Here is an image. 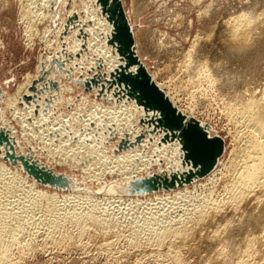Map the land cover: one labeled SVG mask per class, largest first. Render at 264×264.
<instances>
[{"label":"bare ground","instance_id":"obj_1","mask_svg":"<svg viewBox=\"0 0 264 264\" xmlns=\"http://www.w3.org/2000/svg\"><path fill=\"white\" fill-rule=\"evenodd\" d=\"M200 1L202 0H192V3L197 5ZM79 2L83 9L77 8L80 5L76 4V0L33 2L36 8L33 13L37 19L29 26L36 27L38 24V28L36 34L32 33V27L27 33L31 37L43 34L45 36L51 26H56L53 31L56 48H51L44 58L39 57L35 72L27 74L13 94L8 95L0 89V99L12 110L11 115L19 127L18 131L14 124L4 119L1 111L0 128L7 131L13 139L14 154L28 156L37 166L51 171L53 175H62L67 186L60 188L40 184L22 170L19 162L15 166L5 162V150L3 146L0 147L1 223L2 220L16 218H11L9 214L12 207L18 204L16 196L8 194L4 188L7 180L1 172L10 170L5 163L14 168L15 175L12 177H16L12 180L24 175V180L27 181L25 189L42 187L44 190L54 191V195L50 194L52 196L42 195L51 199L49 204L52 208L57 206L54 196L61 193V201L65 199L72 204L68 212L62 213V217L67 220H81L84 217L83 211L81 213L75 209L76 206H82L80 204L89 206L88 203L91 202L96 209L104 210L103 207L107 204H135L142 197L147 198L148 202H144L147 206H169L171 212L176 211L188 198L190 186H196L201 180L212 179L222 164L225 145L213 170L189 185L148 195L98 194L100 189L111 183L125 184L153 174H165L169 177L171 174L188 172L189 168L183 165L184 152L177 139L170 140L156 127L158 113L145 112L131 99L123 84H119L122 78L120 73L126 64L119 56L117 46L111 44L114 29L107 16L102 14L97 0ZM208 4L198 14L199 21L210 12L213 15L221 9L220 0H212ZM246 5L248 7L242 13H229L228 17L225 16L220 25L217 24L218 29L212 30H216L215 35L211 36L212 32L203 45L198 43L199 48L194 56L190 53L193 56V60H190L194 66V79L198 82L196 84H206L224 103L223 111L229 123V134L233 143L227 160L228 166L233 170L227 191L228 197L234 201L245 200L254 189L264 187V0H248ZM24 8L22 15L27 14L25 5ZM130 26L133 28L132 24ZM138 48L134 34V50L141 60ZM188 54L189 52L186 58ZM135 70V66L125 69L132 73ZM150 77L163 90L154 75L150 74ZM165 95L176 107L172 97L166 92ZM17 105H21V108ZM177 109L181 114L194 118ZM200 123L204 125L202 121ZM207 128L208 131L213 129L211 126ZM56 168L75 172V175L56 172ZM88 182H95V185L91 187L87 185ZM101 216L103 217L102 214L100 218L98 216L96 222L107 223L108 220ZM163 223L167 224L166 221ZM2 227L5 232L11 229L10 225ZM164 230L162 231L165 232ZM162 231L159 233L163 234ZM246 249L249 250L247 244ZM8 260L6 253L1 254L0 264H8ZM243 262L239 264H245Z\"/></svg>","mask_w":264,"mask_h":264},{"label":"rangeland","instance_id":"obj_2","mask_svg":"<svg viewBox=\"0 0 264 264\" xmlns=\"http://www.w3.org/2000/svg\"><path fill=\"white\" fill-rule=\"evenodd\" d=\"M211 1L202 0L193 5L192 0H120L133 37L134 34L136 36L139 61L147 73L154 75L163 86L162 91L172 97L177 108L204 125L211 126L213 129L208 131V135L220 138L223 146H226L222 164L212 179L190 186L188 198L179 207L181 209L173 213L169 206H147L144 203L148 202L147 198L142 197L135 204H107L104 210L98 206L96 209L91 202L89 206L80 204L82 206L75 209L81 213L83 211L84 217L81 220H67L62 213L68 212L72 204L65 199L61 201V193L54 196L58 198L55 199L57 206L52 208L49 204L51 199L42 195L49 197L52 196L50 194L54 195V191L42 187L25 189L27 181L24 175L18 176L15 179L17 182L12 180L16 177H12L15 175L14 168L5 163L10 170L1 172L7 180L4 188L8 194L16 196L18 203L9 214L11 218H16L0 221V240L3 238L0 253L8 255V264H239L243 261L245 264H264V187L254 189L242 201L228 197L233 170L227 160L233 143L224 103L206 84H196L191 61L198 46L205 43L204 40L214 29H218L217 24L220 25L229 13H242L248 7V0H220V11L213 15L210 12L208 17L199 21L198 14ZM33 2L35 0H0V89L8 95L15 92L27 74L35 72L39 57L44 58L51 48H56L53 39L56 26H51L45 36L31 37L27 33L32 27V33L36 34L38 28V24L36 27L29 26L37 19ZM76 2L80 5L79 0ZM29 3H32L31 6ZM24 5L27 7V14L24 13L26 17L22 15ZM70 6L71 3L66 9ZM77 8L84 7L80 5ZM216 30L211 36L215 35ZM0 102V113L2 111L4 119L19 131L11 115L12 110L1 99ZM17 106L21 108V105ZM27 121L30 123V120ZM56 169L59 173L75 175V172ZM87 185L93 187L95 182H88ZM100 214L108 220L107 223L96 222ZM165 221L167 224L163 223ZM3 224L10 225V231L5 232ZM161 231L163 234L159 233Z\"/></svg>","mask_w":264,"mask_h":264},{"label":"water","instance_id":"obj_3","mask_svg":"<svg viewBox=\"0 0 264 264\" xmlns=\"http://www.w3.org/2000/svg\"><path fill=\"white\" fill-rule=\"evenodd\" d=\"M102 14L107 16L114 29L111 44L116 45L125 68L119 84L127 89L128 95L145 112L158 113L156 127L170 140L177 139L184 152L183 165L188 172L182 174H153L135 179L125 184L111 183L98 191V194H123L125 196L148 195L161 190L169 191L189 185L210 173L217 159L222 155L223 143L218 137H210L208 128L199 121L181 114L171 101L152 81L150 75L139 61L134 50V37L128 25L120 0H97ZM135 66L136 72L125 69ZM4 148L3 160L12 166L20 163L22 170L43 185L65 188L67 181L62 175H53L49 170L37 166L28 156H16L13 139L0 128V147Z\"/></svg>","mask_w":264,"mask_h":264}]
</instances>
